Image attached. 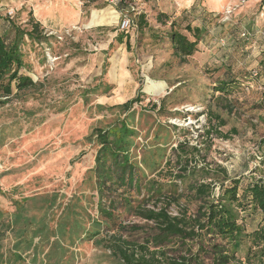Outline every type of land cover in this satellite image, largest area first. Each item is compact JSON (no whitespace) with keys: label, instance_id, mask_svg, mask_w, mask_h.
Segmentation results:
<instances>
[{"label":"rangeland","instance_id":"obj_1","mask_svg":"<svg viewBox=\"0 0 264 264\" xmlns=\"http://www.w3.org/2000/svg\"><path fill=\"white\" fill-rule=\"evenodd\" d=\"M214 1L218 7L212 9ZM261 1L135 0L132 5L142 16L135 13L134 22L139 27L142 21V28L128 30L126 47L116 42L120 7L99 0L93 8L94 3L79 0L82 14L76 22L57 24L47 17L42 27L52 37L49 44L24 39L21 73L42 85L0 105V212L7 218L14 201H22L29 215L48 229L34 239L36 262L29 256L24 264H113L93 241L80 235L67 246L55 232L62 221L68 229L75 220L80 227H90L80 204L95 214L90 201L96 147L86 137L119 115L99 105L106 108L139 97L132 107V125L138 131L132 153L142 169L141 160L155 156L156 146L163 145L165 157L174 160L173 149L187 142L202 149L195 160L199 166L224 167L240 177L241 187L252 177L264 176L256 171L261 169L256 157L264 139V110L257 106L264 102V73H251L264 67ZM28 9L0 0V31L8 34L7 20L26 27L33 15ZM172 22L186 35L187 24L205 27L192 56L175 55L167 37ZM221 64L229 65V73L218 69ZM220 79L231 81L226 92L219 89ZM93 87L98 95L90 94L84 102L82 91ZM42 197L49 198L53 208L41 209ZM118 213L126 227L141 223ZM261 217L247 214L246 228L255 229ZM12 244L9 236L1 251H10Z\"/></svg>","mask_w":264,"mask_h":264},{"label":"trees","instance_id":"obj_2","mask_svg":"<svg viewBox=\"0 0 264 264\" xmlns=\"http://www.w3.org/2000/svg\"><path fill=\"white\" fill-rule=\"evenodd\" d=\"M134 1L120 0L115 5L120 7V21L125 15L133 33L136 27L142 28V21L138 27L133 17L136 12L130 10ZM263 4L264 0L261 7ZM30 17L26 27L7 20L8 34L0 31V105L19 99L26 92L37 91L42 85L21 73L25 68L21 51L24 39L49 44L52 38L33 15ZM204 30L203 26L187 24L184 31L189 35H186L172 22L167 37L175 55L181 59L192 56ZM130 37L129 31L121 30L116 42L128 47ZM106 64L105 60L103 66ZM228 66L221 64L218 69L229 73ZM219 82V89L226 92L231 81L220 79ZM97 90L96 87L83 90V101L87 102L90 94L98 95ZM138 102L139 97H135L106 108L98 106L124 117L120 119L118 115L112 124L97 127L86 137L96 147L91 169L94 196L90 201L95 214L88 211V205H77L79 212H85L90 219V227H80L75 220L68 229L64 221L60 222L55 232L60 233L63 244L73 246L82 235L83 240L93 241L108 252L113 264H264V176L252 177L246 187H241L240 177L231 176L224 167L199 166L195 160L202 149L187 142L178 143L173 149L174 160L165 157L163 145L156 146L155 156L143 158V169L140 168L132 153L138 137L132 125V107ZM257 106L264 110V102ZM151 108L155 110L156 105L152 104ZM259 147L256 159L261 169L256 171L262 174L264 139ZM42 200L41 209L53 208L49 198ZM25 204L15 200L14 211L7 218L0 212V245L9 236L13 238L10 251L0 249V264H24L29 256L33 257L32 263L37 260L34 239L44 236L48 229L34 215H29ZM118 211L141 223L126 227ZM256 213L262 215L261 221L249 231L245 217ZM54 244L62 249L60 241ZM31 252L34 254H27Z\"/></svg>","mask_w":264,"mask_h":264},{"label":"crops","instance_id":"obj_3","mask_svg":"<svg viewBox=\"0 0 264 264\" xmlns=\"http://www.w3.org/2000/svg\"><path fill=\"white\" fill-rule=\"evenodd\" d=\"M9 5H16V7H28L29 11L32 9L33 17L36 21H38L43 27L46 26L47 17L55 19L57 24L61 23H74L77 20L81 19L82 10L79 8L77 4H79V0H5ZM99 0H86V2H92L95 5L92 7L95 8L96 2ZM107 1V0H105ZM215 4V1L212 3ZM218 7V6H217ZM216 4L212 6L213 8H217ZM221 7V6H220ZM219 7V8H220ZM261 14L264 18V4L261 7ZM98 11V10H93ZM262 65V64H261ZM254 71V70H252ZM251 71V73H252ZM257 72V71H255ZM257 73H264L263 71H258Z\"/></svg>","mask_w":264,"mask_h":264},{"label":"built area","instance_id":"obj_4","mask_svg":"<svg viewBox=\"0 0 264 264\" xmlns=\"http://www.w3.org/2000/svg\"><path fill=\"white\" fill-rule=\"evenodd\" d=\"M119 1L120 0H108L109 4H111V5H116L117 2H119ZM130 10L133 12L139 13V10L136 7H134L133 5L130 7ZM8 14L11 15L12 11H10ZM131 27H132L131 22L124 15L123 19L120 21V30L128 31L131 29ZM256 75H257V73H253V76H256Z\"/></svg>","mask_w":264,"mask_h":264}]
</instances>
